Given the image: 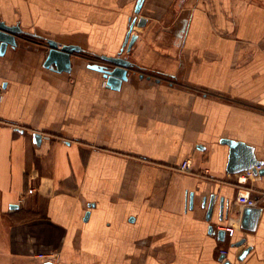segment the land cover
Returning <instances> with one entry per match:
<instances>
[{
  "label": "crops",
  "instance_id": "obj_1",
  "mask_svg": "<svg viewBox=\"0 0 264 264\" xmlns=\"http://www.w3.org/2000/svg\"><path fill=\"white\" fill-rule=\"evenodd\" d=\"M137 1L0 0L24 32L0 54V264H264V174L240 183L220 143L264 169V0H143L113 90L88 65L119 55ZM48 39L81 47L69 73L44 66Z\"/></svg>",
  "mask_w": 264,
  "mask_h": 264
},
{
  "label": "water",
  "instance_id": "obj_2",
  "mask_svg": "<svg viewBox=\"0 0 264 264\" xmlns=\"http://www.w3.org/2000/svg\"><path fill=\"white\" fill-rule=\"evenodd\" d=\"M143 5V0H138L135 7L136 16L132 19L130 24L129 32L127 34L125 43L120 50L117 57H107L101 56L100 58L107 63L106 65H100L98 63L89 64L90 69L101 72L106 79V86L113 90H120L123 82L129 80V71L135 69L134 63L127 57L122 56L123 52L129 53L131 47L137 39V34L133 33L134 26L144 27L147 23V18L138 17ZM23 30L19 25H7L5 22L0 21V54H4L8 46L13 48L17 47V35L23 34ZM48 44V55L44 62V66L49 69H53L57 72H70L71 71V57L75 53L82 52L81 47L75 45H60L57 41L53 39L47 40ZM143 73L141 77H143ZM150 78V76H149ZM159 81V79H158ZM42 136L39 133L34 134V142L37 145L41 144ZM221 144L227 145L229 147V156L227 163V171L231 174H240L242 172L252 170L255 175H263L264 169L260 171L256 170V167L263 166V162L259 161L255 155V149L243 142H235L228 139H222ZM193 205L192 195H191V207ZM202 206L207 207L206 219L210 221L216 206V197L212 195L207 204V198L203 199ZM224 199L222 198L219 202V214L220 220L224 219V216L229 218V207H227L226 213ZM262 210L255 206H248L243 209L241 216V228L249 231L256 232L260 222ZM87 213L86 216H88ZM213 232V226L209 227V233ZM226 236L225 230L218 231L219 240L223 241ZM245 242V239L236 243L235 246H240ZM250 248L244 250L239 256V260H243L249 253ZM225 258V254L221 255V260ZM225 264H230L228 261Z\"/></svg>",
  "mask_w": 264,
  "mask_h": 264
},
{
  "label": "built area",
  "instance_id": "obj_3",
  "mask_svg": "<svg viewBox=\"0 0 264 264\" xmlns=\"http://www.w3.org/2000/svg\"><path fill=\"white\" fill-rule=\"evenodd\" d=\"M3 99V87L0 85V101ZM262 167L258 166L256 167L257 171H260ZM192 170V158L187 157L183 160V162L180 165V171L182 172H190ZM243 174L239 178L240 183H245L249 178H252L255 176L252 170H248L245 172H242ZM34 189H30V192H33Z\"/></svg>",
  "mask_w": 264,
  "mask_h": 264
},
{
  "label": "rangeland",
  "instance_id": "obj_4",
  "mask_svg": "<svg viewBox=\"0 0 264 264\" xmlns=\"http://www.w3.org/2000/svg\"><path fill=\"white\" fill-rule=\"evenodd\" d=\"M123 53H126V51H124ZM162 76H165L166 79H168L170 82L172 81V80H171V77H169V76H167V75H162Z\"/></svg>",
  "mask_w": 264,
  "mask_h": 264
}]
</instances>
